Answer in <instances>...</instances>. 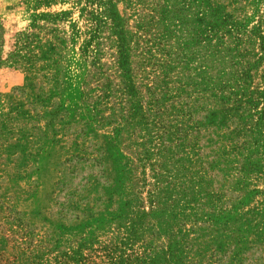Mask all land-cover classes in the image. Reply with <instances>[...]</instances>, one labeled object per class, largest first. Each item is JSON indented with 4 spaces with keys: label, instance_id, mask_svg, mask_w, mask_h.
I'll use <instances>...</instances> for the list:
<instances>
[{
    "label": "rangeland",
    "instance_id": "rangeland-1",
    "mask_svg": "<svg viewBox=\"0 0 264 264\" xmlns=\"http://www.w3.org/2000/svg\"><path fill=\"white\" fill-rule=\"evenodd\" d=\"M0 57V264H264V0H0Z\"/></svg>",
    "mask_w": 264,
    "mask_h": 264
},
{
    "label": "trees",
    "instance_id": "trees-1",
    "mask_svg": "<svg viewBox=\"0 0 264 264\" xmlns=\"http://www.w3.org/2000/svg\"><path fill=\"white\" fill-rule=\"evenodd\" d=\"M5 62H9V59L2 60L0 57V65ZM13 110L14 109H12V113L10 110L8 114H0V173L18 178L21 177L20 175L27 169V161L30 159L29 145L35 144L37 140H39L38 138L41 137H39L38 133L29 131L25 127L19 125V118L26 115V112H14ZM36 130L40 132L38 129ZM7 212L11 213L13 211L7 210ZM11 217L12 216L2 218L5 226L8 225L5 221ZM17 221L20 222L19 220ZM7 231L12 234L17 233V231H13L12 229H8ZM1 238L0 246H2L3 243H8L9 240L7 237L3 236ZM9 242L17 244L16 239ZM4 251L5 249L2 252ZM2 252L0 253V259L4 257V253ZM14 264H16V262H14Z\"/></svg>",
    "mask_w": 264,
    "mask_h": 264
}]
</instances>
